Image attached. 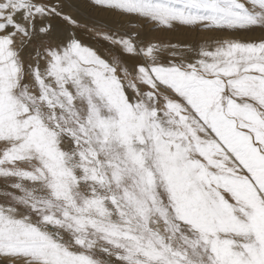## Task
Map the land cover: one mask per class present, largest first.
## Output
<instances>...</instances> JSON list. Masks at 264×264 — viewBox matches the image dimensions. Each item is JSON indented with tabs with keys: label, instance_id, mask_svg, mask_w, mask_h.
<instances>
[{
	"label": "snow or ice",
	"instance_id": "1",
	"mask_svg": "<svg viewBox=\"0 0 264 264\" xmlns=\"http://www.w3.org/2000/svg\"><path fill=\"white\" fill-rule=\"evenodd\" d=\"M89 2L264 33V0ZM65 6L0 0V264H264V36L106 57Z\"/></svg>",
	"mask_w": 264,
	"mask_h": 264
},
{
	"label": "rangeland",
	"instance_id": "2",
	"mask_svg": "<svg viewBox=\"0 0 264 264\" xmlns=\"http://www.w3.org/2000/svg\"><path fill=\"white\" fill-rule=\"evenodd\" d=\"M75 1L78 4H80L81 9L84 11L85 14H87L89 17H93L92 19H95L96 17L99 18L98 16L99 12H102L101 14L104 15L101 16V14H99L101 16V19H98V21H94L95 23L97 22V26L99 29L92 27L90 24L80 23L81 24L80 28H83L85 26L84 28L85 30L88 31L89 33L88 35H91L93 38L94 36L96 37L95 35L96 31L111 29V30H118L121 33H125V32L138 33L137 41H139L140 43L144 42L145 44H147L151 42L162 46L169 44H181V45H188L191 47L193 46L192 48H198L204 45L214 46L217 40H221L225 38H236L241 41H252L264 36V33L260 32L259 30L253 32L226 33L219 31H208L203 29H193V28L180 27V26L172 30H168L162 27H158L152 23L130 19L128 17L118 16L114 13L106 12L99 8H94L90 5L89 0H75ZM69 10L72 11L71 8ZM96 38L99 39L98 43H99V47L101 48L100 50L101 51L103 50L104 51V52L102 51L103 53L108 52L107 56L110 54H118V53H114L113 51H110V49L108 50L107 41H104L98 37ZM99 41L102 42L100 43ZM171 51H172L171 48L162 47V50L159 53L161 62L165 63L172 58L170 57ZM104 56H106V54ZM163 58L164 60H162Z\"/></svg>",
	"mask_w": 264,
	"mask_h": 264
},
{
	"label": "bare ground",
	"instance_id": "3",
	"mask_svg": "<svg viewBox=\"0 0 264 264\" xmlns=\"http://www.w3.org/2000/svg\"><path fill=\"white\" fill-rule=\"evenodd\" d=\"M65 9H64V11L65 12H67V13H70L71 15H73L74 16V18H76V19H79V22L80 23H85V24H90L92 27H94V28H98V26H97V22L95 23L94 21H98V19H101V16H104L103 14H101L102 12H99L98 13V16H99V18L98 17H96L95 19H92L93 17H89L87 14H85L84 13V11L81 9V6H80V4H78L75 0H65ZM71 8V10L72 11H70L69 9ZM84 9V8H83ZM81 10V11H80ZM85 10H86V8H85ZM83 11V12H82ZM99 14H101V16L99 15ZM107 16V15H106ZM103 20V19H102ZM85 27V26H84ZM80 28L79 30H78V32H79V35H80V38L84 41V42H86L87 44H89L90 46H93V47H95V48H97L98 49V51H100V53L102 54V55H105L106 54V56H107V54H108V52H105V53H103L100 49V47H99V43H98V40L99 39H97L95 36H94V38L91 36V35H88L89 33H88V31L87 30H85V28ZM99 29V28H98ZM92 32V31H91ZM91 32H90V34H91ZM100 42V41H99ZM102 42V41H101ZM100 42V43H101ZM138 43H140L139 41H138ZM143 44H145L144 42H142ZM106 44V43H105ZM107 45V44H106ZM193 47V46H192ZM110 49V51H113L114 53H118V49H116L114 46H112L111 44H109L108 43V50ZM162 60H164V58L162 59ZM166 61V60H165ZM125 62L126 63H129V65H131L132 64V62H133V60L132 59H128V58H126L125 59ZM166 63V62H165Z\"/></svg>",
	"mask_w": 264,
	"mask_h": 264
}]
</instances>
